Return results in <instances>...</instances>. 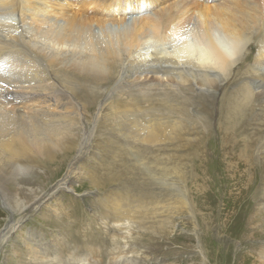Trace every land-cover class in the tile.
Masks as SVG:
<instances>
[{
    "label": "bare ground",
    "instance_id": "bare-ground-1",
    "mask_svg": "<svg viewBox=\"0 0 264 264\" xmlns=\"http://www.w3.org/2000/svg\"><path fill=\"white\" fill-rule=\"evenodd\" d=\"M144 1H133L139 13L146 10ZM195 1L181 2L176 11L173 8L175 14L161 11L166 18L153 20L145 30L144 15L129 18V12L122 9L124 5L134 9L131 0H0V71H11L17 80L11 82V91L7 85L8 97H0V164L9 171L31 168L48 179L38 158L63 154L70 139L76 140L72 156L66 152L62 162L69 164V174L77 170L81 172L78 179H88L98 190L111 193L106 204L117 223L126 222L129 228L138 222L143 224L153 210L152 214H160L157 219L173 222L172 234L174 215L187 207L179 205L185 199L180 192L185 177L176 164L182 161L178 153L189 146L185 131L200 121L190 118L193 112H189L188 102H182L181 91L194 92L192 89L198 86L214 90L220 85L219 78L226 77L230 65L239 60L249 43L247 30L256 15L264 20L257 9L264 8V0H241L240 6L257 9L243 11L244 22L230 13L219 15L217 9L202 12L203 21L193 23ZM6 14L12 21L19 17L24 28L27 25L33 29L32 40L28 41L30 51L16 50L19 36L7 26L10 22H6ZM162 14L155 12L157 16ZM7 49L17 51L18 64L4 55ZM76 81L87 89L88 96L80 95ZM110 86L111 93L107 94L105 87ZM19 99L23 104L31 102L26 112L11 110V104ZM68 100L73 106L64 110L61 105ZM92 112H96V129L101 122L107 137L99 140L96 135L82 159L77 149L88 122L82 117ZM183 115L190 119L186 121ZM171 161L174 163L170 166ZM71 180L67 176L66 183ZM33 182L34 188L29 189L23 182L14 183L25 193L34 194L37 186ZM18 197L23 201L33 199ZM43 200L37 199L31 209L38 208ZM24 243L31 244L30 240Z\"/></svg>",
    "mask_w": 264,
    "mask_h": 264
},
{
    "label": "rangeland",
    "instance_id": "rangeland-1",
    "mask_svg": "<svg viewBox=\"0 0 264 264\" xmlns=\"http://www.w3.org/2000/svg\"><path fill=\"white\" fill-rule=\"evenodd\" d=\"M133 1L134 9L123 6V3L121 8L129 12V18H147V24L155 19H165V12L161 11L170 10L175 14V8L185 2L146 0V10L139 13L138 5ZM195 2L191 12L193 23L203 21L202 12L212 13L217 9L219 15L230 13L244 22L242 18L246 17L243 11L250 8L240 6L241 0ZM257 9L263 17L264 8L259 6ZM155 12L163 14L157 16ZM5 18L7 23L13 25L9 26V23L7 26L19 36L16 50L30 51L33 29L27 25L25 29L19 17L12 21L10 15L6 14ZM147 24H144L145 30L149 26ZM16 27L22 31H17ZM247 31L249 43L239 60L230 65L226 77L219 78L222 80L220 85L214 90L197 85L192 89L194 92L181 91L184 97L182 102H188V110L193 112L190 118L193 120L196 117L200 121L194 120L197 125L185 131V143L189 146L181 148L178 153L182 161L176 164H179L185 177L181 187L179 185L185 199L179 205L187 207L174 215L172 234L173 222L157 219L160 214H152L153 210L148 212L149 216H146L143 224L138 222L129 228L126 222L117 223L114 220L116 216L108 212L106 204L107 199H111V193L98 190L88 179H78L81 172L77 170L69 174V164L62 162L66 152L71 157L75 144H78L70 139L73 144L69 142L63 154L59 152L61 154H47L44 159L38 158L39 163L42 160L41 168L50 176L48 179L31 168L27 171L19 169L21 172L10 169L12 173L5 175L10 171L4 167V163L0 164V264H264V83L261 82L264 81V20L261 16L256 15ZM16 50L7 49L4 55L18 64ZM9 73L0 71V94L4 93L0 97L6 96L7 85L11 91L14 85L11 82L17 81L12 72ZM151 75L148 74L149 77ZM2 81L9 83L3 84ZM77 85L80 95L88 96L87 89ZM112 87H105V92L111 93ZM20 99L11 104L13 112L27 111L31 102L23 104V99ZM66 105L63 103L61 106L64 110H70L73 103ZM92 113H83L82 117V120L88 121L82 130L83 142L77 149L81 150L82 159L91 150L96 135L99 140L107 137L101 122L96 129V112ZM185 116L186 121L190 119L189 115ZM42 128L38 127L37 130ZM173 163L171 161L170 166ZM67 176L72 177L71 182L66 183ZM16 181L23 182L28 189L34 188V181L37 191L27 194L23 187H17ZM57 187L60 189L54 191ZM18 196L33 199L23 201ZM37 199H44L43 204L31 209ZM26 240L36 246H25Z\"/></svg>",
    "mask_w": 264,
    "mask_h": 264
}]
</instances>
